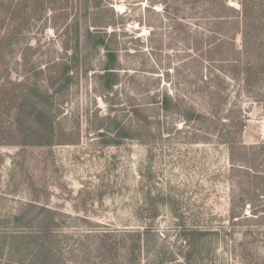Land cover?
<instances>
[{"label": "rangeland", "instance_id": "obj_1", "mask_svg": "<svg viewBox=\"0 0 264 264\" xmlns=\"http://www.w3.org/2000/svg\"><path fill=\"white\" fill-rule=\"evenodd\" d=\"M242 2L226 25L210 0H0V264H133L124 235L152 217L141 264H264L241 163L264 143V81L231 76L253 57L264 71V0L256 32ZM165 94L207 119L166 114ZM184 227L205 232L190 262Z\"/></svg>", "mask_w": 264, "mask_h": 264}, {"label": "trees", "instance_id": "obj_2", "mask_svg": "<svg viewBox=\"0 0 264 264\" xmlns=\"http://www.w3.org/2000/svg\"><path fill=\"white\" fill-rule=\"evenodd\" d=\"M210 1L218 2L219 7L217 8V12H215L216 14H214V19L216 21H219L221 24L227 25V23L231 19H233V17L236 14L238 15L240 14L239 12H236V10L232 6L228 5V0H210ZM242 1H243L242 2V6H243L242 16L245 20L244 22L245 27L247 28L253 27L255 30H257L256 25H254L255 22L250 24L247 21L250 20V18L258 16L257 9L260 8V3H259L260 0H242ZM106 5H102V3L99 1L98 6H96V9H98V11H101V12L110 10L112 15L115 17L116 16L115 12L109 7H107ZM260 16L261 15H259V17ZM112 25L113 24H106V25L104 24V25L95 26L96 27L95 30L87 31V35L89 37L96 38L98 40L97 44L101 46L103 45L104 41H103V36L99 32L100 31L99 28H108L109 26H112ZM253 28L251 29V32H256L254 31ZM222 45H223L222 43H218L217 46L213 48L214 52L209 53V54L211 55V54H214L216 51L218 52L219 48L222 47ZM109 50H110V53L113 56H115L116 54L115 49L109 48ZM257 60L263 61L260 57L258 58L253 57V59H251L250 62H248L250 64V67L247 66L245 71L240 70L241 71L240 73H231V76L233 78H236L237 80H243L245 82L244 84H246L247 87L250 86L252 82L257 83V81H260V83H263L264 71L262 70V68L256 67L259 64V63L257 64ZM238 65L239 64H236V65H233L232 67L238 69L240 68L241 64L239 66ZM116 71H117V68L115 64L107 66L104 69V73L100 77V79L104 82L101 84L103 91L104 90L111 91V88H113V86L118 84L119 76ZM154 104H156L159 107V109L164 111L166 114L169 113L173 115H179L186 121V123L203 122L207 119L205 115H201V113H198L192 108H185V110L181 109L180 108L181 105L178 102V100H175L166 94L160 100H154ZM139 111H140L139 108L134 110V112L137 113V115ZM252 150H257L254 154H252V158L249 160L248 158L247 159L245 158L244 160H242L241 163L245 165L246 173L251 179H253L254 181L253 183H255V187L257 188V190L261 189L260 193L262 196L264 195V187L262 186V184L264 183V172L260 171L261 166L260 164H256V163H258L260 159L262 160L264 159V143L254 146ZM258 181H261V182L258 184ZM249 203H251V205L254 204L253 202H249ZM147 221H150V222L147 223ZM154 221H155V218L153 217L148 218L146 221L144 220L146 225L144 226L142 230H138L135 233H128L129 235H124L125 241L123 242L125 246L126 245L128 246L127 248L128 254L130 251L131 259L134 260L133 264H141L142 254L144 252H150L151 247L155 245V237H156L155 230L156 229L154 228ZM54 223L55 221H51L49 224L45 226L46 228H44L45 230H43L44 234L51 233V228H52L51 225ZM183 229H184L183 232L185 234L192 236V239L190 240V244H189L190 253L184 256L185 261L190 262L192 258L191 256L193 255V253L199 252L198 247L201 241L203 240V238L205 237V232L195 230L194 228H190V227H184ZM50 235H53V234H50ZM127 236H129L130 238L131 237L133 238V241L130 242L132 243L131 249H129V240L127 239ZM40 245L44 246V242L42 241ZM42 250H48V248L43 247L42 249L38 250V253L40 254ZM125 260H126V257H125ZM156 262H161L159 264H163V260H161V256L157 258ZM39 264H49V262H41Z\"/></svg>", "mask_w": 264, "mask_h": 264}]
</instances>
